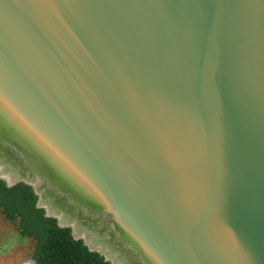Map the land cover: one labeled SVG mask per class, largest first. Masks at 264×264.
I'll use <instances>...</instances> for the list:
<instances>
[{
	"label": "water",
	"instance_id": "95a60500",
	"mask_svg": "<svg viewBox=\"0 0 264 264\" xmlns=\"http://www.w3.org/2000/svg\"><path fill=\"white\" fill-rule=\"evenodd\" d=\"M0 179L111 264H264V0H0Z\"/></svg>",
	"mask_w": 264,
	"mask_h": 264
},
{
	"label": "trees",
	"instance_id": "16d2710c",
	"mask_svg": "<svg viewBox=\"0 0 264 264\" xmlns=\"http://www.w3.org/2000/svg\"><path fill=\"white\" fill-rule=\"evenodd\" d=\"M0 214L16 225L22 238L34 241L30 264H111L82 240L74 239L70 228L59 227L56 219L45 216L27 184L9 187L0 179Z\"/></svg>",
	"mask_w": 264,
	"mask_h": 264
},
{
	"label": "rangeland",
	"instance_id": "374dc122",
	"mask_svg": "<svg viewBox=\"0 0 264 264\" xmlns=\"http://www.w3.org/2000/svg\"><path fill=\"white\" fill-rule=\"evenodd\" d=\"M34 241L22 238L15 224L0 214V264H30Z\"/></svg>",
	"mask_w": 264,
	"mask_h": 264
}]
</instances>
